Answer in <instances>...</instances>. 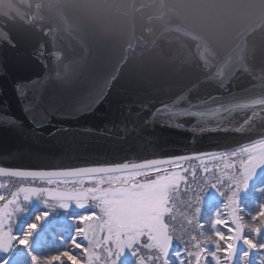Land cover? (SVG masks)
Listing matches in <instances>:
<instances>
[{
	"label": "water",
	"instance_id": "water-1",
	"mask_svg": "<svg viewBox=\"0 0 264 264\" xmlns=\"http://www.w3.org/2000/svg\"><path fill=\"white\" fill-rule=\"evenodd\" d=\"M262 141L264 0H0V177L118 174Z\"/></svg>",
	"mask_w": 264,
	"mask_h": 264
},
{
	"label": "rangeland",
	"instance_id": "rangeland-1",
	"mask_svg": "<svg viewBox=\"0 0 264 264\" xmlns=\"http://www.w3.org/2000/svg\"><path fill=\"white\" fill-rule=\"evenodd\" d=\"M246 152L247 162L239 161L240 164H245L244 168L241 165V172L238 174L233 166L232 174H238L239 177L243 174L249 185L264 175V141L249 146ZM186 163L185 170L178 175L170 173L164 178L151 176L134 189L97 188L90 177L73 178L76 183H69L66 179L8 181L5 179L9 178H0V187H27L24 194L29 202H40L51 213V219L55 218V208L61 210L59 217L63 221H66L69 214L63 210L94 208L92 203H99L96 216L83 224V238L88 249L84 252L85 264H121L127 259L151 264L154 263L153 257L150 259L146 252L149 244L156 248L152 252L155 257L161 258L157 264H166L176 245L182 246L186 251L199 247L204 250L211 245L209 228L204 223L205 217L206 222L208 220L206 207L212 205L225 188V175L219 169L221 161L207 159ZM49 185L54 187L49 188ZM50 198L58 200L61 207H49V204H53L47 201ZM249 204L244 218L247 226L243 225L241 218V226L234 233L235 241L228 254L229 264H238L239 260H246L245 264H254V247L264 235V207L258 212V206L250 207ZM10 216L12 215L7 208L0 210V255H8V258L16 240L13 237L14 221ZM46 227H38L34 236L37 238L41 233V237ZM259 231V238L256 240L255 233ZM195 242L197 247L194 246ZM107 245H111L109 250L101 249ZM242 249L246 253L245 257L240 258ZM259 251L264 253L262 248ZM157 253H160V257ZM204 253L192 254L189 264H207Z\"/></svg>",
	"mask_w": 264,
	"mask_h": 264
},
{
	"label": "trees",
	"instance_id": "trees-1",
	"mask_svg": "<svg viewBox=\"0 0 264 264\" xmlns=\"http://www.w3.org/2000/svg\"><path fill=\"white\" fill-rule=\"evenodd\" d=\"M247 155L244 148L200 159L201 162L207 159L221 161L222 166L219 169L225 175V188L221 195L212 205L206 207L208 220L206 222L205 217L204 223L209 228L210 234L208 236L211 239V245L204 249L205 253L202 247L186 251L182 246L176 245L172 248L166 264H189L192 254L200 255L202 253L207 256V264H229L228 254L235 241L234 233L241 226V218H243V225L247 226L244 218L248 210V204L250 203V207H253V205L258 206V212H261L264 207V175L249 185L243 174H241V177L237 176L241 172V165H243L239 161L244 162L245 160L247 162ZM186 164L179 163L141 171L97 176L92 177L91 182L97 188L123 187L134 189L142 185L145 179L151 176H153L152 178L156 176L157 178H164L170 173L178 175L185 170ZM233 166L238 171L237 175L232 174ZM5 180L15 181L12 179ZM66 181H70L69 183L77 182L73 179H66ZM48 187L52 188L54 186L49 185ZM26 190L27 187L23 185H12L11 187L1 185L0 187V210L7 208L8 213L12 215L10 218L14 221L13 237L16 239L13 245L14 248L9 253V258L8 255L4 257L3 254L0 255V264H85V253L88 249H86L87 244L83 238V224L96 216V213L99 212V203H92L94 208L63 210L64 213L69 212L66 221L60 219L61 210L55 208V213H53L55 218L51 219V213L44 209L40 202L31 203L26 199L24 194ZM259 194L260 196H258ZM47 201L53 202V204H49L51 208L61 207L56 199L50 198ZM45 215H48L46 222L44 221ZM42 225L47 226L46 231L41 237L40 233L36 238L34 234L37 232L38 227ZM259 233L260 231L255 233L256 240L259 238ZM242 236L244 235L242 234ZM197 245V242H195L194 246L197 247ZM110 248L111 245L101 247L104 251ZM259 248L264 249V235L258 243L256 242L254 247L255 253L252 256L254 264H264V253L260 252ZM155 250L156 248L151 244L147 245V256L150 259L153 257L154 263L151 264H157L158 260H161V258L155 257V253H152ZM244 253L246 251L242 249L239 257H245ZM152 254L154 255L151 256ZM157 256L160 257V253H157ZM245 262L246 260H239L238 264H245ZM121 264L143 263L141 261L136 262L134 259H127Z\"/></svg>",
	"mask_w": 264,
	"mask_h": 264
}]
</instances>
